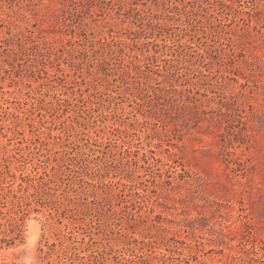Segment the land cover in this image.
<instances>
[{
  "label": "rangeland",
  "instance_id": "1",
  "mask_svg": "<svg viewBox=\"0 0 264 264\" xmlns=\"http://www.w3.org/2000/svg\"><path fill=\"white\" fill-rule=\"evenodd\" d=\"M0 264H264V0H0Z\"/></svg>",
  "mask_w": 264,
  "mask_h": 264
},
{
  "label": "bare ground",
  "instance_id": "2",
  "mask_svg": "<svg viewBox=\"0 0 264 264\" xmlns=\"http://www.w3.org/2000/svg\"><path fill=\"white\" fill-rule=\"evenodd\" d=\"M33 233V232H32ZM26 246V245H25ZM29 246V245H28ZM24 247V246H23ZM19 249V248H18ZM23 250L27 251L25 248H23ZM6 253V252H5ZM8 253V252H7ZM7 255V254H6Z\"/></svg>",
  "mask_w": 264,
  "mask_h": 264
}]
</instances>
